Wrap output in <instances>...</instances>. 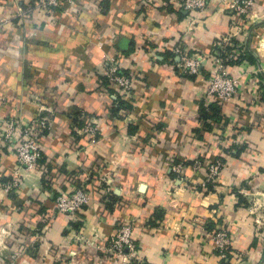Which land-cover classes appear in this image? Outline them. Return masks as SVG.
<instances>
[{
    "label": "crops",
    "instance_id": "1",
    "mask_svg": "<svg viewBox=\"0 0 264 264\" xmlns=\"http://www.w3.org/2000/svg\"><path fill=\"white\" fill-rule=\"evenodd\" d=\"M31 1L0 0V20L10 19L0 30V120L41 111L50 131L39 172L0 143V264H122L107 250L122 224L146 264H264V0L248 22L227 0L190 15L168 0H74L12 19ZM231 33L249 58L229 72L246 89L219 102L205 93L212 59L182 75L174 51L209 55ZM110 60L131 78L129 95L104 78ZM87 121L93 140L75 131ZM216 160L225 167L207 184ZM84 172L88 205L56 213L53 195L72 192ZM17 173L20 186L6 192ZM214 227L232 237L228 262L206 241Z\"/></svg>",
    "mask_w": 264,
    "mask_h": 264
},
{
    "label": "built area",
    "instance_id": "2",
    "mask_svg": "<svg viewBox=\"0 0 264 264\" xmlns=\"http://www.w3.org/2000/svg\"><path fill=\"white\" fill-rule=\"evenodd\" d=\"M72 1L74 0H32L25 9L18 8L12 19H21L40 10L59 9L64 2ZM254 3L255 0H227L226 10L235 16L238 21L245 20L248 22L254 15ZM168 4H171L176 10L186 15H190L193 12H204L209 5L208 0H168ZM8 23H10L9 18L0 20V30ZM234 36L235 34L231 33L219 40L216 48L209 55L190 54L186 48H177L174 51V54L179 58L176 66L182 75H199L203 62L208 58H211L213 63H215V71L209 76L205 90L206 96L209 99L213 98L219 102H227L238 94L242 95L246 89L229 72L231 63L236 64L234 62L237 61L238 57L243 56L246 52L243 42L234 47ZM103 76L108 83L115 86L119 94L127 96L131 93V78L121 71L117 61L110 60L108 62ZM252 87L255 86L252 85ZM75 128L78 134L89 136L92 140L98 133L92 121H87L82 126H76ZM49 131L50 117L41 111L34 115L27 123L16 118L1 119L0 143L8 145L13 150L17 165L20 168L34 172L38 161L42 158L44 140L47 138ZM184 167L185 164L180 162L172 166L171 171L180 175ZM224 167V162L221 160L208 164L205 182L207 184H214ZM194 168H200L198 161L195 162ZM16 175L17 177H14L13 182L5 186L6 192L12 189L15 190L20 186L18 173ZM83 176H86L84 182L77 185L72 192H58L53 195L56 213L74 216L88 205L90 193L86 186V181L90 178V174L84 172ZM96 183L98 187L106 190L110 187L112 181L104 176H99L96 179ZM132 230L131 224H122L108 243V253L115 262L122 264H146L137 258V246L132 239ZM205 237L211 253L219 260L228 262L229 257L233 254V240L229 231L224 227H214L206 230Z\"/></svg>",
    "mask_w": 264,
    "mask_h": 264
},
{
    "label": "trees",
    "instance_id": "3",
    "mask_svg": "<svg viewBox=\"0 0 264 264\" xmlns=\"http://www.w3.org/2000/svg\"><path fill=\"white\" fill-rule=\"evenodd\" d=\"M233 44H234V47L237 45V44H239V42L237 43V42H233ZM233 49V48H232ZM246 58H249V54H248V52L246 51L245 52V54L243 55V56H240V57H238V59H237V61L236 62H234V63H236V64H239V63H241L244 59H246ZM236 64H232L231 63V66L232 65H236ZM43 159L41 158L39 161H38V164H37V167H36V169H35V171L37 172H39L40 171V163H41V161H42ZM76 174V172H74L71 176H74ZM71 179H73V183H74V180H75V178H71ZM53 204H54V199H53ZM53 210H55L54 209V205H53ZM210 229V228H209Z\"/></svg>",
    "mask_w": 264,
    "mask_h": 264
}]
</instances>
